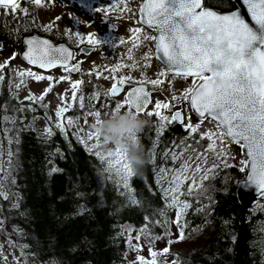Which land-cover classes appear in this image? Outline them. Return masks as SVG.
Returning a JSON list of instances; mask_svg holds the SVG:
<instances>
[{
	"label": "snow or ice",
	"instance_id": "snow-or-ice-1",
	"mask_svg": "<svg viewBox=\"0 0 264 264\" xmlns=\"http://www.w3.org/2000/svg\"><path fill=\"white\" fill-rule=\"evenodd\" d=\"M52 0H24V3L36 7H44ZM129 0H113L107 7H97L94 9L103 16H108L113 11H119L121 15L132 12L128 7ZM240 7L227 14H220L214 10L205 9L203 0H142L139 6V17L137 24L139 27L130 28V36L126 41L120 39V43H129L125 56L114 66L98 67L92 65L87 73L82 71L83 60H77L75 51L64 45L54 46L47 39L30 38L25 40L26 51L23 52V59L29 64L40 69L51 70L61 68L64 75L54 78L51 75L37 74L31 70L15 69L19 82L15 88L19 90L26 86L27 79L34 81H48V86L42 94L36 96L29 93L26 100L32 104H43L45 98L53 91L55 85L61 82H68L69 89L64 93H59L60 104L55 110L56 122L54 127L61 133L67 134V129L77 128V138L86 145L89 152H93L102 163L105 164V171L110 175L119 178L129 200L137 203L130 187L129 180L133 176L130 165L127 161V150H121L113 146L107 153L95 151L101 146L100 137L90 131L85 135L83 129L79 127L80 116L68 117L66 113L78 105L83 112L85 124L88 118L94 119V124L100 123L102 115L112 117L124 113H132L136 117L145 114L151 102L150 98L156 91H162L163 84L167 81L171 85L175 78L187 80L191 78V84L184 89L179 96L174 92L171 100H156L151 111H147V116H156L160 123L157 136L163 132L167 124L173 122L183 123L185 117L182 110L172 112L176 107L174 102L187 101L190 111L199 117L197 123L193 124L191 117H187L184 124L188 136L179 145H173V149L165 152V159L171 156L173 166L157 169L158 184L164 193L166 209H175V218L169 221L167 211L161 210L160 215L164 217L159 223L164 227L165 236H171L167 225L174 224L178 230L177 241L185 238V227L187 221L184 216L192 204L188 197H198L207 191L204 182L214 178L216 169L220 164H224L227 159V151L224 147L225 141L238 144L244 151L245 159L242 160L240 171L243 173L247 169V176L244 182L246 187L257 190L261 197H264V0H237ZM0 10L12 15L17 13L29 15L30 9L22 6L21 0H0ZM45 26V30H52L56 21ZM150 30L152 35L146 34L144 29ZM66 35L76 41L79 48L82 45L97 47L100 41L95 33L83 35L80 32L69 31ZM145 41H151L154 45L155 59L161 62L162 69L156 74L155 79L148 78L145 73H141L140 79H134L131 75H120L125 68L131 71L140 68L150 67L148 61L153 58L152 51L146 52L139 60L134 54V50L142 47ZM87 49H85V55ZM16 54L0 62V83L6 78V70L10 66L11 60L16 59ZM73 61H75L73 63ZM130 61L131 63H126ZM89 78L95 76L96 79L103 78L111 80V85L107 89L108 99L121 94L124 86L135 84L124 94L121 102L116 103L107 112H102L106 105L99 107L93 105L91 110L86 109L85 94L83 86L90 84L91 79H71L72 74ZM108 73V75H104ZM171 77L172 79H169ZM149 86L151 89L149 90ZM71 92V97L67 93ZM102 93L93 91L87 99L101 100ZM164 111L171 112V116L165 115ZM5 121L10 118L5 117ZM47 119V118H46ZM205 120L215 122L216 131L211 129L200 131ZM14 123V118H12ZM45 133L50 137L53 134L52 127H47ZM199 135V139L196 136ZM138 137L133 134L132 141L136 142ZM188 140L193 143L189 144ZM207 140V147H203L201 141ZM89 141H94L90 146ZM157 139V143H158ZM11 143V140L9 141ZM199 146V147H198ZM212 154V157L209 156ZM11 157V152H9ZM220 161L217 164L216 161ZM10 163V161H9ZM179 163L177 168L175 165ZM231 167V165H227ZM0 171H3L0 166ZM58 171L54 168L53 172ZM10 193L5 190L3 180H0V197L7 200ZM18 207V205H13ZM148 219V218H146ZM4 221L0 220V228H3ZM17 231V229H13ZM129 233V244L133 251H142L140 244H131L134 238L137 242L142 236L151 235L148 227L145 226L137 231V235L132 237L131 228H126ZM161 237L152 236L149 240H159ZM169 240L166 246L157 251L149 247V257L137 255L132 264H159L160 256L170 255ZM15 246V245H12ZM26 246H21V250ZM0 256L7 261V257ZM17 264V261H14ZM171 264H178L177 260Z\"/></svg>",
	"mask_w": 264,
	"mask_h": 264
},
{
	"label": "trees",
	"instance_id": "trees-1",
	"mask_svg": "<svg viewBox=\"0 0 264 264\" xmlns=\"http://www.w3.org/2000/svg\"><path fill=\"white\" fill-rule=\"evenodd\" d=\"M203 5L221 12L235 8L231 0H203ZM66 115L73 116V111ZM38 119L52 127L50 137L38 129ZM54 125L45 107L16 101L1 87L0 146L8 164L0 180L10 195L7 200L0 197V219L22 257L30 256L37 264H126L124 226L136 232L147 226L151 235L142 236L147 243L152 236L168 237L159 223L165 219L160 212L166 210L170 221L175 209H166L157 169L173 166L171 156L165 159L164 154L188 136L182 126L166 125L158 137L159 125L145 123L138 139L148 163L129 180L137 201L132 203L119 178L105 171V164L77 135L69 129L65 135ZM239 169L219 166L214 178L204 182V195L187 198L192 207L184 216L185 238L180 241L191 244L188 252L175 251L179 264L234 263L241 224L234 190L245 176ZM246 218L242 264H264V197ZM167 227L170 231V223ZM21 246H26L23 251Z\"/></svg>",
	"mask_w": 264,
	"mask_h": 264
},
{
	"label": "flooded vegetation",
	"instance_id": "flooded-vegetation-1",
	"mask_svg": "<svg viewBox=\"0 0 264 264\" xmlns=\"http://www.w3.org/2000/svg\"><path fill=\"white\" fill-rule=\"evenodd\" d=\"M113 0H52L50 3H46L44 7H36L33 5H29L24 3V0H21L22 6L25 8H29V15H23L17 13L16 15H12L8 12L0 10V48L3 49V43L5 40L8 41V45L4 48H8L11 50L10 56L17 50L16 59L23 63L18 57L19 48L22 47V41L25 37L38 36L43 39H47L53 45H64L69 47L70 50H73L77 54V60L85 61L82 64V71L87 73L93 64L98 67L103 66H114L116 63L120 62L121 59L125 56L127 49L131 46L129 43H120V39L124 38L126 41L131 35L129 32L130 28L139 27L137 24L138 19V10L142 0H129L128 7L132 9V12L125 13L121 15L119 11H113L108 16H103L102 13H97L94 11L97 7H107ZM203 7H207L204 6ZM39 8H43L47 11H53L56 8V17H60L57 21L56 26L53 27L52 30H45L38 23V10ZM221 12V11H219ZM10 19L12 23V28H17L16 31L10 33L9 24H6V20ZM14 21H16L17 25H14ZM52 22V21H51ZM66 29L69 31L80 32L83 35H88L90 33H95L96 38L100 41H107L106 43H100L97 47H91L88 45H82L79 48L76 46V41L74 38L66 35ZM146 34L152 35L150 30L147 28L144 29ZM85 49H87V54L85 55ZM107 50L109 52V57L113 56L112 63H105L104 61H99L101 59L99 56L101 50ZM152 51L153 58L148 61L150 67L140 68L135 71L129 72L127 68H125L122 72L117 73V76L120 75H131L141 78V73H145L148 78L155 79L156 74L159 73L162 67L155 59V51L154 45L151 41H145L139 49L134 50V54L136 58L139 60L146 52ZM13 59L11 61H14ZM75 61H73L74 63ZM126 63H131L130 61H125ZM24 64V63H23ZM28 68L38 71L43 74H51L53 72H59L61 75L65 73L59 67L51 69V70H42L36 66H30L25 64ZM104 75H108V73H104ZM136 77L134 79H136ZM77 79L88 80L91 79L90 84H85L83 86V91L85 94V105L87 110H91L93 105L99 107L101 104L106 105L101 110L102 112H107L110 108H112L116 103H119L123 100L124 94L130 90L132 87H135V84H127L124 86L123 91L120 95L108 99L106 96L107 89L111 85V80L96 79L95 76L89 78L86 75L80 76L77 73L72 74V80L75 81ZM169 79H172L169 77ZM138 80V79H137ZM68 83V82H67ZM175 84H179L182 86L183 90L190 86L191 78L187 80L181 78H175L172 86ZM169 83L166 81L162 88V91H156L150 98L151 102L149 104L148 109L145 110V114H142L139 118L143 119L147 123H153L159 125L160 121L156 116H147V111H151L156 100L164 101L165 99L171 100L169 97V93L171 92L168 89ZM103 86V87H100ZM151 86H149V90ZM93 91H99L102 93L101 100H92L91 102L87 99V96L90 95ZM69 97H71L70 91L68 92ZM60 101V100H59ZM29 103L32 104L30 101ZM176 107L172 109V112L177 110L189 109V105L187 101H177L174 102ZM40 105V104H36ZM73 111V116L66 115L68 117H77L80 116V122L85 124L83 119V112L78 105L74 106L73 109L69 112ZM68 113V112H67ZM166 115L171 116V112L164 111ZM184 115V114H183ZM108 116L102 115L101 119H106ZM88 120H93L92 117H89ZM175 124V122H173ZM172 124V123H171ZM167 124V125H171ZM80 126V124H79ZM70 130V129H69ZM71 131V130H70ZM72 132V131H71ZM74 133V132H73ZM75 134V133H74ZM76 135V134H75Z\"/></svg>",
	"mask_w": 264,
	"mask_h": 264
},
{
	"label": "rangeland",
	"instance_id": "rangeland-1",
	"mask_svg": "<svg viewBox=\"0 0 264 264\" xmlns=\"http://www.w3.org/2000/svg\"><path fill=\"white\" fill-rule=\"evenodd\" d=\"M37 16H38L39 25L42 27V29H45V26L47 24H49L51 21L55 20L56 8H54L53 11H47L43 8H39ZM6 24L7 25L9 24L10 33L16 31L17 28H12V23H11L10 19L6 20ZM55 24H57V21ZM14 25L15 26L17 25L16 21H14ZM2 45L4 47H6L8 45V41L5 40ZM4 47H3V49L0 48V62H3L6 58L10 57V54H11V50L8 48H4ZM108 54H109V52L107 50H105V49L101 50L100 55H99V56H101L100 57L101 59H99V61H104L105 63H112L114 57L113 56L109 57ZM17 68H19L21 70H31L33 72H36L37 74H42V75H46V74H43V73H40L38 71H35V70L28 68L25 64L20 62L18 59L11 61L10 66L6 70L5 81L3 83H0V89L2 86H5L7 89H9L12 92V95H13L15 100L20 101V102L21 101L30 102L29 100H26L25 97H27L30 92L35 94L36 96H39L40 94H42L44 89L48 86V81L37 82V81L32 80L31 78H28L26 86L21 87L19 90H17L15 88V84L19 82V79H18L16 72H15V69H17ZM47 75H51L54 78H59L60 76H62L59 72H53V73L47 74ZM133 77L135 78L136 76L134 75ZM71 79H72V77H71ZM136 79H140V78L136 77ZM100 87H103V86H100ZM171 88H172V91L169 93V97L172 96L173 92L177 96H179L180 93L183 91L182 86L179 84H175L173 86L171 85ZM67 89H69V83L61 82V83L55 85V87L53 88V91L43 101V104L48 106L47 108H45L47 111V115L54 122V124H55L56 119H57L55 116V110L57 108V105L60 104V101H59L57 94L64 93L65 90H67ZM168 89L170 90V85H168ZM67 95H68V93H67ZM68 97H69V95H68ZM164 114L166 115V113H164ZM183 114L185 117V119L182 123L183 129H185L184 124H186L188 122L187 117H189V116L191 117L193 124L197 123V121L199 119V118H196L189 111L188 108L183 110ZM79 124H80L79 127L81 129H83V133H81V135H85L86 133L92 131L93 120H88L87 124H84L83 122L79 121ZM37 127L41 132H44L46 129V124L42 119H38L37 120ZM68 129H70L72 132H74L77 135V128L76 127H71ZM209 129L216 131L215 122L211 121V120H205L200 131L203 132V131H207ZM197 139H199V135H197ZM92 143H94V141H89L88 145L90 146ZM207 144H208L207 140H204L202 142L203 147H207ZM83 145L86 148V145L85 144H83ZM112 147H113L112 145L108 146L109 149ZM224 147L227 151V159H226L224 164H220V161H218V160L216 161V163L220 164V167H224V168L229 167L227 165H231V167H235V168H240L241 167L240 162L244 159L240 154L239 146L235 143H229V142L225 141ZM86 150H87V148H86ZM95 151H99L101 153H107L105 150H103L101 148V146L99 148L95 149ZM4 154H7V153L2 151V148L0 146V166H2V168H3V171H0V177H1L2 173H5L6 164H8V158H7V156H4ZM209 156L212 157V154L209 153ZM212 159H215V158L212 157ZM206 189L208 190V188H206ZM204 193L202 195H204ZM202 195H199V196H202ZM172 219L173 218L171 216L170 221ZM126 228L132 229V232H131L132 237H135L137 235V232L132 227H130L128 225H126L122 228V233H123V236L125 238V246H126V252H125L126 264H132V262L136 259L137 255H142L145 258L150 259L149 252H148L149 247H153L154 250L159 251L166 246V244L168 243L169 240L173 241L170 245V253L171 254L166 256V257L160 256L159 257V264H171V261H173V260L178 261V258L175 254V251L177 252V251L182 250L184 252H188L190 249V244H191L190 241L185 240L182 242L181 241L177 242V240H176V237L178 236L177 228L175 227L174 224L170 223V231L169 232L172 235L168 236L167 238H161L159 240H155L151 243V245L149 243L145 242L143 237H141V240L139 242H137L133 238L131 241V244L135 245V244L139 243L140 247L142 248V251L137 253L136 251L132 250L131 245L128 242L129 233L127 231H125ZM194 240H197V238H195ZM199 240H201V239H199ZM12 245H15V246H12ZM0 252L3 253V256H6L8 258L7 261H5L3 259V257L0 256V264H14V261H17V264H37L33 260L32 257H30V256L22 257L20 255L19 250H18V245H17V243H15L12 233L4 227L0 228ZM178 264H179V261H178Z\"/></svg>",
	"mask_w": 264,
	"mask_h": 264
},
{
	"label": "clouds",
	"instance_id": "clouds-1",
	"mask_svg": "<svg viewBox=\"0 0 264 264\" xmlns=\"http://www.w3.org/2000/svg\"><path fill=\"white\" fill-rule=\"evenodd\" d=\"M145 121L132 113H124L103 119L98 124L92 125V131L100 137L101 148L106 152L108 146L119 147L127 150V163L130 165L133 175H140L148 163L145 157L144 147L139 139L132 141V135L137 137L142 132Z\"/></svg>",
	"mask_w": 264,
	"mask_h": 264
},
{
	"label": "water",
	"instance_id": "water-1",
	"mask_svg": "<svg viewBox=\"0 0 264 264\" xmlns=\"http://www.w3.org/2000/svg\"><path fill=\"white\" fill-rule=\"evenodd\" d=\"M231 2L233 3L234 5V10H236L237 7H240V5L237 3V0H231ZM205 9H210V10H213L211 8H208V7H204ZM215 12L217 13H220V14H227V13H230L231 11L229 12H219V11H216L214 10ZM138 17H139V14H138ZM30 38H35V39H43L41 37H38V36H31V37H25L23 38V41H22V47L19 48V53H18V57L21 61H23L25 64L29 65L24 59H23V52L26 51V45H25V40L27 39H30ZM55 46V45H54ZM58 46V45H56ZM17 53V50L14 51L13 54H16ZM12 54V55H13ZM11 55V56H12ZM156 61L159 63V65L162 67V64L160 61H158L156 59ZM30 66H33V65H30ZM44 70V69H42ZM195 117L199 118L197 116V114H195L194 112L190 111ZM177 125H181L182 123L181 122H175ZM239 151H240V154L241 156L243 157V159H245V155H244V151L241 149V147L239 146ZM247 169L245 170V176L239 180L236 185H235V190H234V193H235V197L237 199V201L239 202V197H241V199L243 200V203H242V207L240 208V219H241V224L239 225V229H238V232H237V237H238V240L236 239V245H235V254H234V258H233V261L235 260L234 263L232 264H242V251H243V239H244V221H245V218L247 216V212L248 210L254 206L256 200L260 197V195L258 194L257 190L254 189V188H251V187H246L244 182L246 180V176H247ZM248 220V218H246Z\"/></svg>",
	"mask_w": 264,
	"mask_h": 264
},
{
	"label": "bare ground",
	"instance_id": "bare-ground-1",
	"mask_svg": "<svg viewBox=\"0 0 264 264\" xmlns=\"http://www.w3.org/2000/svg\"><path fill=\"white\" fill-rule=\"evenodd\" d=\"M239 203H240V205H241V207H242L243 200L241 199V197H239ZM237 240H238V239H237ZM234 262H235V260H234Z\"/></svg>",
	"mask_w": 264,
	"mask_h": 264
}]
</instances>
